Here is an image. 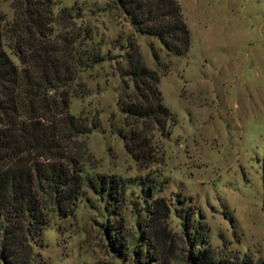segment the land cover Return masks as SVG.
Returning <instances> with one entry per match:
<instances>
[{
	"label": "rangeland",
	"instance_id": "374dc122",
	"mask_svg": "<svg viewBox=\"0 0 264 264\" xmlns=\"http://www.w3.org/2000/svg\"><path fill=\"white\" fill-rule=\"evenodd\" d=\"M13 1L0 0L8 21ZM53 1L54 14L81 8L85 45H99L106 58L81 70L70 90L87 93L71 98L70 113L100 122L77 141L86 146L89 179L97 188L101 177L111 182L115 197L88 189L73 214L53 216L33 246V264L148 263L134 262L130 248L114 253L104 230L109 224L126 242L137 239V219L148 220L145 200L157 198L170 207L173 233L182 232L186 216L190 230L200 224L216 263L264 264V0H177L190 37L182 56L134 31L112 0ZM131 49L159 76L175 119L167 138L153 131L154 160L145 167L121 137L129 134L121 105L134 90L126 75Z\"/></svg>",
	"mask_w": 264,
	"mask_h": 264
},
{
	"label": "trees",
	"instance_id": "16d2710c",
	"mask_svg": "<svg viewBox=\"0 0 264 264\" xmlns=\"http://www.w3.org/2000/svg\"><path fill=\"white\" fill-rule=\"evenodd\" d=\"M112 1L134 31L158 39L173 56L188 52L189 31L177 0ZM12 4L11 21L0 11V264H33V246L53 216L73 214L88 189L115 194L105 178L98 188L89 179L82 163L86 146L77 141L100 122L70 113L71 98L87 93L70 90L81 70L106 58L99 45H85L90 35L77 25L81 8L61 7L54 14L53 0ZM127 60L134 90L121 105L129 129L121 137L133 160L145 167L154 160L153 131L167 138L175 119L162 102L159 76L142 64L137 49ZM261 179L264 211V154ZM140 210L137 205L139 217ZM144 210L148 220L137 219L138 236L131 242L106 224L114 253L125 255L130 248L136 263L145 257L155 264H222L213 261L200 224L189 229L188 216L182 232H172L163 198L146 199Z\"/></svg>",
	"mask_w": 264,
	"mask_h": 264
}]
</instances>
